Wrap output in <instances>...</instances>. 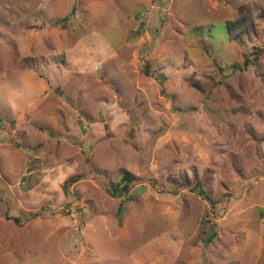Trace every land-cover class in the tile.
Here are the masks:
<instances>
[{"label": "rangeland", "instance_id": "rangeland-1", "mask_svg": "<svg viewBox=\"0 0 264 264\" xmlns=\"http://www.w3.org/2000/svg\"><path fill=\"white\" fill-rule=\"evenodd\" d=\"M261 10L0 0V264H264Z\"/></svg>", "mask_w": 264, "mask_h": 264}, {"label": "trees", "instance_id": "trees-1", "mask_svg": "<svg viewBox=\"0 0 264 264\" xmlns=\"http://www.w3.org/2000/svg\"><path fill=\"white\" fill-rule=\"evenodd\" d=\"M257 17H264V10L259 11ZM227 32L232 40H239L243 34H255L257 32V21L255 19L254 10L251 6L243 4L238 9V15L235 19L226 21ZM257 54L263 53V48H257ZM256 54V55H257ZM257 58V57H256ZM246 65L250 63L249 59H246ZM145 70L147 74H150L149 67L146 66ZM226 77V75L224 76ZM165 76L161 75V81L164 82ZM198 89L202 90V87L198 83L193 84ZM81 175H74L69 177L64 184V189L67 192L69 186L80 179ZM139 180L134 173L129 170H123L122 178L120 182L113 183V187L109 188V192L114 196H122L128 194L131 190L132 184ZM197 186H201L200 182Z\"/></svg>", "mask_w": 264, "mask_h": 264}, {"label": "crops", "instance_id": "crops-1", "mask_svg": "<svg viewBox=\"0 0 264 264\" xmlns=\"http://www.w3.org/2000/svg\"><path fill=\"white\" fill-rule=\"evenodd\" d=\"M39 165H40V158L38 157H35L29 161L28 167L25 170L24 175L21 176L19 183L21 184V186H23V188L34 187L38 182H40L39 176L42 177V173Z\"/></svg>", "mask_w": 264, "mask_h": 264}]
</instances>
